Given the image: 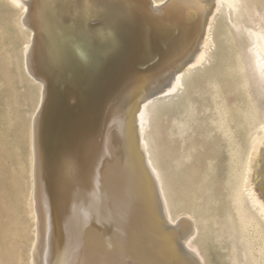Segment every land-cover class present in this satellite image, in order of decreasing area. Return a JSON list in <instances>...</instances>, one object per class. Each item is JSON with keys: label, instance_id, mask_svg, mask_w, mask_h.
<instances>
[{"label": "bare ground", "instance_id": "obj_1", "mask_svg": "<svg viewBox=\"0 0 264 264\" xmlns=\"http://www.w3.org/2000/svg\"><path fill=\"white\" fill-rule=\"evenodd\" d=\"M7 2L28 86L0 80V168L32 235H1L0 264H197L181 240L211 264L212 239L217 264H264V0ZM184 87L157 142L152 107Z\"/></svg>", "mask_w": 264, "mask_h": 264}, {"label": "rangeland", "instance_id": "obj_2", "mask_svg": "<svg viewBox=\"0 0 264 264\" xmlns=\"http://www.w3.org/2000/svg\"><path fill=\"white\" fill-rule=\"evenodd\" d=\"M2 1V2H1ZM6 3H7V5H6ZM260 3H262V1L260 2ZM6 5V8L4 7ZM0 28H1V30H0V58H3V59H1V60H3V61H1L0 60V80L2 81H6V79H8V78H10V82H11V84L12 85H15L16 87H18V88H20L21 90H23L24 92H26V89H27V83H23V81L22 80H20V78H17L19 75V70H18V68H17V65L19 64V56H20V48H21V45H22V38H20V36L19 37H17V36H15L14 35V32L11 30V28L9 27V28H7V26L5 25V21H8V22H11L12 21V19H13V7H11V5H9L8 4V2H7V0H0ZM9 8V9H8ZM3 15V16H2ZM229 17L228 19H230L231 20V18H230V14H228L227 13V15H226V13L224 14V13H219L218 14V18H217V20H216V22H217V29H219V28H221V26H224V27H222L223 29L225 28V27H227L226 26V23H227V25H230L231 24V22H230V20H228L227 19V17ZM226 17V18H225ZM5 18H7V19H5ZM222 21V22H221ZM3 22V23H2ZM226 22V23H225ZM228 22H230V23H228ZM223 23V24H222ZM2 24H3V26H2ZM2 26V27H1ZM219 27V28H218ZM6 28V29H5ZM4 29V30H3ZM6 30H7V32H6ZM7 35H5V34ZM9 33V34H8ZM215 33L216 32H214V40H215V42L211 45V47H210V49H209V53L211 54V58H210V54H209V58H208V60L206 61V63H203V64H199V65H197V66H195L193 69H192V72H191V74H200V73H204L205 71H207V70H209V69H211L212 67H215V65L217 66V60H218V56L220 55V46L222 45L221 44V40H220V37H219V35L216 33V35H215ZM9 35V36H8ZM237 35H238V37H237ZM236 35V44H238L240 47L242 46V47H244V45H241L242 43L243 44H246L245 46L247 47V44H248V41L246 40L247 38L245 37V39H244V37L242 36V35H240V34H237ZM217 36V37H216ZM241 36H242V38H241ZM12 37V38H11ZM13 37H14V39H13ZM16 37V38H15ZM19 40H18V39ZM239 38V39H238ZM9 40V41H8ZM11 41H12V43H11ZM20 41V42H19ZM220 43H219V42ZM6 43V44H5ZM10 43V44H9ZM220 44V45H219ZM8 45V46H7ZM11 45V47H9ZM219 45V46H218ZM237 45V46H238ZM216 46H218V47H216ZM2 47V48H1ZM4 47V48H3ZM9 47V48H8ZM19 47V50L17 51V48ZM245 47V48H246ZM14 49V50H13ZM13 50V51H12ZM11 51H12V53H14L13 55H17L18 56V58L17 57H13V59H12V65L8 62V57H7V52H9L10 54H11ZM2 52H4L3 54H2ZM215 52H216V55H215ZM218 52V53H217ZM212 53H214L213 54V57H212ZM12 55V54H11ZM217 56L215 59H214V57L215 56ZM7 57V58H6ZM15 58V59H14ZM213 59V60H212ZM5 61H6V63H5ZM14 61V62H13ZM211 62V63H210ZM214 62V63H213ZM9 63V66L7 65ZM209 63H210V65H209ZM213 63V64H212ZM2 64V65H1ZM6 65H7V67H6ZM16 65V66H15ZM1 66H3V67H1ZM2 68H3V70H2ZM16 68H17V70H16ZM8 71H7V70ZM2 70V71H1ZM4 70L6 71V72H4ZM10 71H12V76H11V72ZM16 71V72H15ZM18 71V72H17ZM202 71V72H201ZM4 72V73H3ZM9 72V73H8ZM2 73H3V75H2ZM7 73V74H6ZM4 74H6L7 75V77H6V75H4ZM17 74V75H16ZM16 78V79H15ZM19 79V80H18ZM22 83V84H21ZM17 84V85H16ZM23 85V86H22ZM2 88H4L5 89V86L3 85V87ZM1 88V89H2ZM180 90V91H179ZM179 90H177V92L175 91V92H172V94L170 93V96H168V98H166L165 99V97L162 99V101H161V99H159V100H157V101H155V103H154V105L155 106H153L152 108L154 109V107H156V109L158 108V109H164L165 111L167 110V108L169 109L167 112H165L164 110V112L162 111V113H163V115H162V113H160V114H157V113H155L154 115H153V118H152V120H151V124H152V126L150 125L149 127H148V129H147V131L149 132V133H151L152 132V129L151 128H153V135H154V137H155V135H156V131L158 130V128H159V126L160 127H162V125H165L166 126V122H165V114L167 113L168 115H173L172 113H175L174 111H176L177 110V107L178 108H182V105H180V104H185V103H183V102H185L184 100H185V95H184V93H185V87L183 88V89H179ZM177 93V94H176ZM174 94V95H173ZM176 94V95H175ZM172 95V96H171ZM35 98L33 97V100H34ZM33 100L31 101V103H33ZM261 101V100H260ZM259 101V102H260ZM263 101V102H262ZM262 105H260L261 104V102H260V108L262 109V111H264V99H262ZM180 102V103H179ZM171 106V107H170ZM263 106V107H262ZM170 107V108H169ZM176 107V108H175ZM173 108H175V109H172ZM171 110V111H170ZM159 116H161V117H159ZM162 116H164V118L162 117ZM159 117V118H158ZM163 119V120H162ZM151 127V128H150ZM152 135V134H151ZM154 140H157V142L159 141V139L157 138V137H155V139ZM161 161L163 162V157L161 158ZM3 163L2 162H0V166L1 167H3L4 168V165H2ZM164 164V169L166 170V169H168V171H165V172H168V174L171 172V167H172V164L171 165H168V164H165V163H163ZM168 166V167H167ZM3 168H0V174L1 175H3L4 176V178H3V176L1 177L0 176V187L1 186H4L5 188H4V190L3 191H1V188H0V237H1V235H4V236H7V235H9V236H12V235H14V236H16L17 238H19L20 236H23V235H25L26 236V238H25V240L26 241H28V242H24V247H25V249H26V247H28V243L31 241V240H29L30 239V237H31V235L32 234H30L31 233V221H30V217H29V215L27 214V210H28V206L26 205V200H25V198H24V192L26 191V186L20 181V178H18V176L16 177L14 174L12 175V174H10V173H7V172H5L6 171V169H3ZM1 172H3V173H1ZM10 174V175H9ZM12 175V176H11ZM8 178H7V177ZM10 176L12 177L11 179H10ZM179 176V177H178ZM169 177H170V180L171 181H173V182H176V183H173V182H171L170 183V186L171 187H173L175 190H177V189H179L180 187H182L183 186V184L185 183V185L187 184L186 183V179H184L182 176H180L179 174L175 177V178H172L173 176H170V174H169ZM178 177V178H177ZM6 178L8 179V180H6ZM181 178V179H180ZM5 179V180H4ZM10 179V180H9ZM176 179H177V181H176ZM178 180L180 181V182H178ZM1 181H3L2 182V184H1ZM9 181H11V182H9ZM181 181H183V184H182V182ZM170 182V181H169ZM7 183V184H6ZM9 183V184H8ZM13 185H11V184ZM178 183H181V186H180V184H178ZM177 185V186H174V185ZM189 184V183H188ZM11 186V187H10ZM20 186V187H19ZM7 187V188H6ZM9 187V188H8ZM176 187V188H175ZM3 189V188H2ZM8 189V190H7ZM10 189V190H9ZM15 190V191H14ZM5 192V193H4ZM11 192V193H10ZM7 193V194H6ZM13 197V199H11L12 197ZM4 197V198H3ZM9 199H10V201H9ZM7 201V202H6ZM8 202H11V203H8ZM19 202V203H18ZM10 207V208H9ZM179 219H181V217L179 218ZM178 219V220H179ZM190 219V218H189ZM178 220H175V222H167L168 223V225L170 226V227H173V225H176L177 223L176 222H178ZM191 220V219H190ZM30 221V222H29ZM191 221H193V220H191ZM26 223V224H25ZM28 223V224H27ZM192 223H194V222H192ZM27 227V228H26ZM28 228H30V229H28ZM174 228V227H173ZM30 232H29V231ZM29 234H30V237H29ZM28 237V238H27ZM214 238V237H213ZM28 239V240H27ZM31 243V242H30ZM180 244L181 245H184L185 244V242H184V240H181V242H180ZM180 244L178 243V248H179V250H180ZM209 244L210 245H208V250L206 251V252H203L204 254H205V256L209 259V261L211 262V264H217V251L215 252V250H216V247L214 246V239H212L210 242H209ZM186 245V244H185ZM189 247V246H188ZM200 248H201V250L203 249L201 246H200ZM192 249V248H191ZM193 251H194V249H192ZM210 250V251H209ZM202 251H205L204 249L202 250ZM209 251V252H208ZM194 252H197V251H194ZM198 253V252H197ZM196 253V254H197ZM27 254V255H26ZM26 255V257H24V261L25 262H23V264H30V261H29V255H28V252L27 251H25L24 253H23V256H25ZM199 256H200V254H198ZM212 255V256H211ZM201 259V258H200ZM211 259V260H210Z\"/></svg>", "mask_w": 264, "mask_h": 264}, {"label": "water", "instance_id": "obj_3", "mask_svg": "<svg viewBox=\"0 0 264 264\" xmlns=\"http://www.w3.org/2000/svg\"><path fill=\"white\" fill-rule=\"evenodd\" d=\"M160 59V57L158 56L157 57V60L158 61ZM110 205H111V202H110ZM124 224V220L122 219L121 220V225ZM174 227H176L177 225H173ZM183 250L185 251V253L191 257L195 262H197V264H204L203 261H201V259L199 258V256L191 249L189 248L187 245H183Z\"/></svg>", "mask_w": 264, "mask_h": 264}]
</instances>
